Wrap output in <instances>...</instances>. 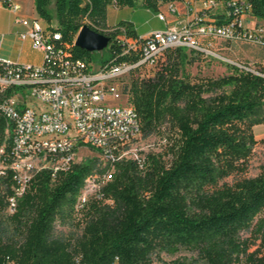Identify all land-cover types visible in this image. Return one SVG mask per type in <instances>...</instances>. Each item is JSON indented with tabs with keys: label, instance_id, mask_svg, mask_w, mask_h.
<instances>
[{
	"label": "trees",
	"instance_id": "1",
	"mask_svg": "<svg viewBox=\"0 0 264 264\" xmlns=\"http://www.w3.org/2000/svg\"><path fill=\"white\" fill-rule=\"evenodd\" d=\"M182 1L142 4L155 12ZM137 4L138 0H35L39 17L60 34L54 53L63 51L68 61L80 60L86 68L140 59L139 48L129 43L142 38L133 24L107 23L109 6ZM219 7L200 9L199 17L219 26L242 16L264 21V0H224ZM248 24L244 19L243 27ZM84 26L109 37L108 47L100 52L77 47ZM235 31L241 40L228 43L253 45L247 32L243 36L238 26ZM203 55L187 48L169 49L153 77L135 76L137 68L130 74V84H125L144 137L163 136L174 150L171 163L167 166L157 155H147L142 167L133 160L117 163L113 180L101 189V200L111 204L92 207L95 220L77 257L52 244L51 234L58 222L73 223L86 179L106 169L98 159H89L55 176L50 171L38 173L17 199L15 218L31 216L25 241L20 246L0 241V264H143L156 247L193 248L212 264H229L246 245L241 234L250 233L264 245V165L256 178L222 189V169L215 160L220 152L230 159L248 155L253 141L248 129L264 123V77L228 63L230 73L225 77L188 80L184 65ZM4 183L13 196L12 178ZM183 193L197 196L207 211L191 213Z\"/></svg>",
	"mask_w": 264,
	"mask_h": 264
},
{
	"label": "built area",
	"instance_id": "2",
	"mask_svg": "<svg viewBox=\"0 0 264 264\" xmlns=\"http://www.w3.org/2000/svg\"><path fill=\"white\" fill-rule=\"evenodd\" d=\"M223 1L201 0L199 10L216 9ZM4 4L15 13L20 10L16 3ZM166 6L168 13L158 14L161 22L177 14L174 5ZM199 10L188 6L187 19H175L176 27L150 32L140 42L129 40L140 51L136 63L91 64L87 68L80 60L68 61L63 51L54 53V41L60 34L52 32L43 19L15 18V25L21 28L20 40H29L44 59L36 66L0 58V180L12 178L14 195L7 199L12 213L35 175L50 171L55 176L68 170L78 163V150L83 147L97 151L106 171L86 179L79 210L93 198L102 199L101 189L113 180L117 163L133 160L143 166L147 155H142L141 147L148 138L124 91V79L135 69L154 65L169 49L187 48L217 56L213 41L241 40L237 26L243 36L247 32L251 44L264 48L263 25L244 28L247 17L242 16L219 26L207 17L200 18ZM237 65L264 77L263 72Z\"/></svg>",
	"mask_w": 264,
	"mask_h": 264
},
{
	"label": "rangeland",
	"instance_id": "3",
	"mask_svg": "<svg viewBox=\"0 0 264 264\" xmlns=\"http://www.w3.org/2000/svg\"><path fill=\"white\" fill-rule=\"evenodd\" d=\"M220 1V0H217ZM181 3V2H177ZM168 7L162 6L158 11H152L143 7L142 0H138L135 7H115L108 8L107 23L114 26L120 21H127L133 24L135 33L142 36L148 31L160 30L164 27V22L159 21V13H168ZM221 8V5L219 9ZM250 27L256 24L252 20ZM264 26V25H263ZM212 51L217 56H201L194 64L184 65V75L190 81L197 78L211 77L221 78L227 76L230 72L226 64H239L248 68L264 73V48L247 44H231L223 40H214ZM219 56V57H218ZM165 61V55L161 56L157 63L151 66L139 68L135 76L141 78L153 77ZM131 75L124 79L125 84H130ZM252 134V145L246 156H236L225 158V154L220 152L215 157L220 165L221 180L220 188L234 187L240 181L256 178L264 165V123L257 124L248 129ZM142 155H157L168 166L173 157L174 150L163 136L149 137L146 143L141 147ZM100 159L97 151L89 147H83L78 150L77 161L82 163L89 159ZM7 183L0 180V237L1 245L13 244L20 246L27 236L28 222L31 216L26 213L22 219L15 218V212H11L7 206L9 196ZM184 200L191 213L206 212L204 203L195 195L183 193ZM111 204L108 201L91 199L85 208L78 211L73 223L62 225L58 222L51 234V242L64 252L77 257L81 251V245L85 238L87 228L95 220L93 206ZM242 242H245L240 253L234 255L229 264H264V245L260 240L254 241L250 233H244L240 236ZM143 264H212L211 258L202 252L193 248L180 247L176 250H165L156 247L146 254Z\"/></svg>",
	"mask_w": 264,
	"mask_h": 264
},
{
	"label": "crops",
	"instance_id": "4",
	"mask_svg": "<svg viewBox=\"0 0 264 264\" xmlns=\"http://www.w3.org/2000/svg\"><path fill=\"white\" fill-rule=\"evenodd\" d=\"M13 2L20 6V10L15 13L5 6L4 2ZM201 0H183L181 3H175L174 8L177 11L176 17L168 16L164 22V27L160 30L173 28L178 25L175 19L185 21L187 19V7L193 10H199ZM217 1V0H216ZM109 8V7H108ZM21 16L28 19L40 18L35 6V0H0V58L24 65H41L43 63V54L32 47V43L21 41L19 32L21 28L15 25V18ZM248 27L252 23L264 25V21L256 18L247 17ZM151 31L142 35L146 36Z\"/></svg>",
	"mask_w": 264,
	"mask_h": 264
},
{
	"label": "water",
	"instance_id": "5",
	"mask_svg": "<svg viewBox=\"0 0 264 264\" xmlns=\"http://www.w3.org/2000/svg\"><path fill=\"white\" fill-rule=\"evenodd\" d=\"M111 39L104 34L92 30L88 26L82 27L76 39V46L87 52H100L108 47Z\"/></svg>",
	"mask_w": 264,
	"mask_h": 264
}]
</instances>
